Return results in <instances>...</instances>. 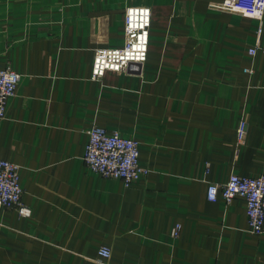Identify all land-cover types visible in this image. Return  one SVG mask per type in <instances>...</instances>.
<instances>
[{
    "label": "crops",
    "instance_id": "obj_1",
    "mask_svg": "<svg viewBox=\"0 0 264 264\" xmlns=\"http://www.w3.org/2000/svg\"><path fill=\"white\" fill-rule=\"evenodd\" d=\"M130 5L152 9L147 59L93 79ZM259 25L264 0H0V68L21 74L0 157L19 164L31 209L0 206V264H264L245 198L207 197L210 182L264 173ZM93 124L139 140L149 173L127 186L90 169Z\"/></svg>",
    "mask_w": 264,
    "mask_h": 264
},
{
    "label": "built area",
    "instance_id": "obj_2",
    "mask_svg": "<svg viewBox=\"0 0 264 264\" xmlns=\"http://www.w3.org/2000/svg\"><path fill=\"white\" fill-rule=\"evenodd\" d=\"M152 9L148 5H130L125 10V39L120 47L101 46L95 49L91 77L100 79L107 70H128L142 64L148 55ZM255 45L249 52L264 51L262 25L257 28ZM252 71V67L246 68ZM21 74L11 65L0 68V117L5 115L6 103L19 83ZM248 129L246 118L242 117L237 125L238 142L244 141ZM88 141L84 160L90 169L108 177H120L125 185L146 176L150 168L140 163L139 140L121 134L116 130L93 124L88 129ZM20 166L14 161L0 157V206L12 207L22 215H30L31 209L22 199L23 187L19 180ZM222 195L227 201L240 195L246 201V213L250 230L264 233V173L258 176L232 173L224 183L210 182L207 197L216 200ZM180 225L172 229L177 235ZM99 252L110 257L107 246Z\"/></svg>",
    "mask_w": 264,
    "mask_h": 264
}]
</instances>
